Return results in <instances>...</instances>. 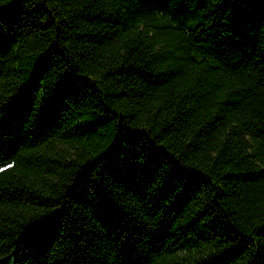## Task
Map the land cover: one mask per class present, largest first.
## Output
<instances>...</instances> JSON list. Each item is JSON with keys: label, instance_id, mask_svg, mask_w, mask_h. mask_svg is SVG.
Wrapping results in <instances>:
<instances>
[{"label": "trees", "instance_id": "16d2710c", "mask_svg": "<svg viewBox=\"0 0 264 264\" xmlns=\"http://www.w3.org/2000/svg\"><path fill=\"white\" fill-rule=\"evenodd\" d=\"M264 264V0H0V264Z\"/></svg>", "mask_w": 264, "mask_h": 264}, {"label": "rangeland", "instance_id": "374dc122", "mask_svg": "<svg viewBox=\"0 0 264 264\" xmlns=\"http://www.w3.org/2000/svg\"><path fill=\"white\" fill-rule=\"evenodd\" d=\"M6 264H11V261H8Z\"/></svg>", "mask_w": 264, "mask_h": 264}]
</instances>
